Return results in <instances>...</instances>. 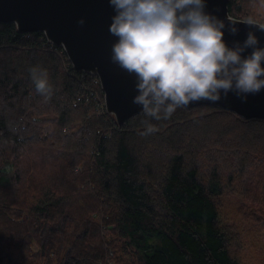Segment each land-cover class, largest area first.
<instances>
[{
  "label": "trees",
  "instance_id": "1",
  "mask_svg": "<svg viewBox=\"0 0 264 264\" xmlns=\"http://www.w3.org/2000/svg\"><path fill=\"white\" fill-rule=\"evenodd\" d=\"M228 13L264 25V0ZM258 242L263 119L197 105L119 126L97 76L42 32L0 23V264H250Z\"/></svg>",
  "mask_w": 264,
  "mask_h": 264
},
{
  "label": "clouds",
  "instance_id": "2",
  "mask_svg": "<svg viewBox=\"0 0 264 264\" xmlns=\"http://www.w3.org/2000/svg\"><path fill=\"white\" fill-rule=\"evenodd\" d=\"M113 14L108 31L116 39L110 59L135 76L134 104L157 120L194 102L219 101L229 92L246 100L264 90V45L249 27L243 41L231 45L238 22L264 25L249 17L244 21L219 18L206 11L207 0H108ZM78 23L83 24L80 18ZM251 49L246 53V49ZM35 91L52 95L47 72L30 69ZM148 127L142 135L154 131Z\"/></svg>",
  "mask_w": 264,
  "mask_h": 264
},
{
  "label": "water",
  "instance_id": "3",
  "mask_svg": "<svg viewBox=\"0 0 264 264\" xmlns=\"http://www.w3.org/2000/svg\"><path fill=\"white\" fill-rule=\"evenodd\" d=\"M228 2L207 0L206 11L226 23L227 20L244 21L229 15ZM112 14L108 0H0V23H14L17 31L23 33L42 32L48 42L62 48L74 69L98 77L106 112L121 126L142 110L132 101L137 91L134 74L110 59L111 44L116 39L108 31ZM80 18L84 19L83 24L78 23ZM238 26L235 35L225 30L224 39L230 45L234 40L243 41L249 27L258 36L259 44L264 45V31L243 22H238ZM250 51L246 49V53ZM197 105L219 106L245 119L264 120V90L248 94L246 100L229 92L219 101L201 100L188 106Z\"/></svg>",
  "mask_w": 264,
  "mask_h": 264
},
{
  "label": "rangeland",
  "instance_id": "4",
  "mask_svg": "<svg viewBox=\"0 0 264 264\" xmlns=\"http://www.w3.org/2000/svg\"><path fill=\"white\" fill-rule=\"evenodd\" d=\"M222 211L228 217L232 218L234 221H239V218L234 213V209L232 207V204L227 206V203H225L224 207L222 208ZM249 228H250V226H249ZM254 239H255V237H254ZM263 246H264V242L263 243L258 242V248H261V250H263ZM253 255L251 257H249L251 259L249 261L250 264H264V255H263L262 251H259V253L255 251V253ZM249 256H250V254H249Z\"/></svg>",
  "mask_w": 264,
  "mask_h": 264
}]
</instances>
